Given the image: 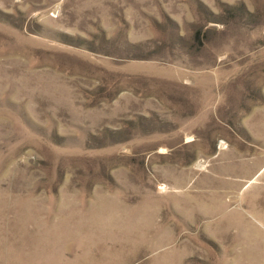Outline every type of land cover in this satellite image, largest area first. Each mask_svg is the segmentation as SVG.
<instances>
[{
	"label": "rangeland",
	"instance_id": "obj_1",
	"mask_svg": "<svg viewBox=\"0 0 264 264\" xmlns=\"http://www.w3.org/2000/svg\"><path fill=\"white\" fill-rule=\"evenodd\" d=\"M0 264H264V0H0Z\"/></svg>",
	"mask_w": 264,
	"mask_h": 264
}]
</instances>
